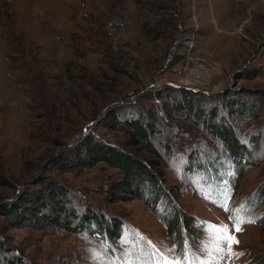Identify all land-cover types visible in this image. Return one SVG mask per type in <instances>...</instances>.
<instances>
[{"label":"rangeland","instance_id":"374dc122","mask_svg":"<svg viewBox=\"0 0 264 264\" xmlns=\"http://www.w3.org/2000/svg\"><path fill=\"white\" fill-rule=\"evenodd\" d=\"M143 120L158 158L137 144ZM91 140L159 184L128 182L106 151L90 164ZM46 182L65 196L31 203ZM258 188L264 0H0V239L20 264H264ZM11 206L47 220L11 228Z\"/></svg>","mask_w":264,"mask_h":264},{"label":"trees","instance_id":"16d2710c","mask_svg":"<svg viewBox=\"0 0 264 264\" xmlns=\"http://www.w3.org/2000/svg\"><path fill=\"white\" fill-rule=\"evenodd\" d=\"M246 108H247V105L243 102L240 105V109L244 111L246 110ZM204 113L205 112H200L201 116L199 117V120L205 121V119L203 118ZM212 115H213V109H211L210 111V119H213L211 117ZM223 121L225 120H222L220 124H216V125H220L221 127L216 126V128L214 127L212 129L215 130L217 129V127H219L221 131L222 130L224 131V129L222 128ZM111 122L112 123L110 124V126L115 127L117 125L114 119L113 120L111 119ZM132 128L134 132L137 134V138H138L137 144L142 148V150L158 158L156 155L157 152L149 140V135H150V132L153 131V126L149 122H146L145 120H143L142 122L140 121L139 123H137ZM90 144L94 145L93 148L90 146ZM83 150H85L86 152H89V154L93 156L92 161H90V164L91 163L93 164V162L97 161L101 157H105L104 153L106 151L107 162L112 166L115 165L116 167H118L128 182L130 181V178L134 177L137 180L140 179L143 182L145 181L144 187L146 185L147 186L151 185V186L156 187V185L159 184L157 183L158 180L155 178L154 173L150 171L149 168L147 169V167L144 166L140 161L129 156V154L123 153L122 151L115 150L114 148H108L106 145H103L102 142L96 143L95 141L93 143V140L88 142L83 148ZM85 164H86L85 166L90 165L87 163ZM75 166L77 165L70 162L64 165L63 168L66 171H70L71 169H74ZM39 180H37L35 183H39L40 182ZM44 184H45V188H47V190L45 191H47L48 194L45 197L44 196L38 197L37 201H35V198L29 201L31 203L39 204V203H42L41 201H43L46 197H47L46 199L49 200L52 198V196L56 195V198H58V200L53 201V203L54 205L57 203H60L59 199H62L65 196V190L59 187L58 185L54 184V182H48V183L46 182ZM139 187L142 188L141 186ZM257 191H259L258 194L261 193L259 195L264 194L263 189L258 188ZM51 200H54V199H51ZM29 201H26V202H29ZM15 208H17V206H11L6 209H2V216L8 223V226L11 228H19L24 225H31L33 227L38 228V225L40 222L39 220H42V221L47 220V217L43 215V212H42L43 208L42 210L41 209L33 210L32 208L21 207V206L18 209H15ZM179 218H180V215H177L174 222L176 223ZM83 220L87 222L86 218H84ZM86 222L82 223V225H85ZM111 224H112L111 227L114 228V224L113 223ZM108 228L109 227H105L104 225L102 229L104 231H107ZM96 234L100 235L99 233H96ZM12 253H13L12 250H10L7 246H5L0 239V257L3 258L4 256H6L7 258L5 257V259L8 260L6 262H9L10 260L14 264H20L19 258L12 255Z\"/></svg>","mask_w":264,"mask_h":264},{"label":"built area","instance_id":"2783aa9c","mask_svg":"<svg viewBox=\"0 0 264 264\" xmlns=\"http://www.w3.org/2000/svg\"><path fill=\"white\" fill-rule=\"evenodd\" d=\"M124 26H125L124 22L121 19H112L106 25L105 30H106L107 35L109 37H112L116 35L121 29H123ZM164 85L177 86L175 83H173L172 80H169L168 78L163 79L162 81H159V82H155V88H160V90H162Z\"/></svg>","mask_w":264,"mask_h":264},{"label":"water","instance_id":"95a60500","mask_svg":"<svg viewBox=\"0 0 264 264\" xmlns=\"http://www.w3.org/2000/svg\"><path fill=\"white\" fill-rule=\"evenodd\" d=\"M105 112H106V111H105ZM100 119H101V118H97L95 121L90 122L89 124L91 125L92 123H97ZM89 124H88V125H89ZM80 137H81V135H80V136H75V139H80ZM77 143H79V142H76L75 144H77ZM60 154H61V153H58V154H56V155H53V156H51V157H48V158L43 162L42 165H45L48 161H50V160L53 159V158L58 157ZM42 170H43V167H41L39 173H37V174L31 176V177L26 181V184H28V183L30 182V180H33V179L38 178V177L41 175ZM3 202H7V201H3ZM3 202H0V204L3 203Z\"/></svg>","mask_w":264,"mask_h":264},{"label":"snow or ice","instance_id":"6c2138e0","mask_svg":"<svg viewBox=\"0 0 264 264\" xmlns=\"http://www.w3.org/2000/svg\"><path fill=\"white\" fill-rule=\"evenodd\" d=\"M237 243V241L234 238L229 237L227 241V246L231 248L233 244Z\"/></svg>","mask_w":264,"mask_h":264}]
</instances>
